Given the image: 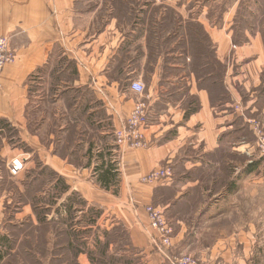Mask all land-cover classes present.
Instances as JSON below:
<instances>
[{
	"label": "crops",
	"instance_id": "0c3cea01",
	"mask_svg": "<svg viewBox=\"0 0 264 264\" xmlns=\"http://www.w3.org/2000/svg\"><path fill=\"white\" fill-rule=\"evenodd\" d=\"M0 35L16 52L0 78V264H46L42 236L24 231L33 206L14 200L39 165L109 211L141 264H168L148 205L172 225L170 254L264 264V156L249 123H264V0H0ZM139 98L150 145L121 151L115 130ZM167 164L171 181L141 182ZM55 235L43 236L52 257Z\"/></svg>",
	"mask_w": 264,
	"mask_h": 264
},
{
	"label": "built area",
	"instance_id": "2783aa9c",
	"mask_svg": "<svg viewBox=\"0 0 264 264\" xmlns=\"http://www.w3.org/2000/svg\"><path fill=\"white\" fill-rule=\"evenodd\" d=\"M16 52L9 46V38L0 35V78L5 67L14 62ZM0 83V90H1ZM130 89L139 96L145 94L146 86L143 82L137 80L131 83ZM147 98L138 99L125 121L115 130V142L121 151L125 149L147 148L150 143L145 136V130L148 126L149 107ZM256 144L259 152L264 156V125L257 119H251L250 122ZM25 158L19 155L8 163V170L11 175L16 176L24 170ZM173 169L167 164L153 169L141 178V182L150 185H158L169 182L173 179ZM146 212L149 216L152 228L156 229L160 236L155 241L158 252L168 264H201L200 260L190 254H170L168 250L172 247V225L167 220L164 213L153 205L146 206Z\"/></svg>",
	"mask_w": 264,
	"mask_h": 264
},
{
	"label": "trees",
	"instance_id": "16d2710c",
	"mask_svg": "<svg viewBox=\"0 0 264 264\" xmlns=\"http://www.w3.org/2000/svg\"><path fill=\"white\" fill-rule=\"evenodd\" d=\"M37 168L38 171L36 175L32 176L30 179H25L23 181L25 191L24 193L20 194L21 200H27L33 206V211L38 220V224H36L35 226L38 227V225L41 224L40 227L44 226L46 228L49 227L50 229L54 227V224L59 223L64 226H69L70 230V223L72 222L71 219L73 215H78L77 213L80 212L84 214V216H79V218H76L78 224H80L79 230H82L80 231L79 236L81 243L80 249H86L87 244V249L91 250V255L93 256V258L95 257L94 253H97L98 251H104L106 252V254L112 255L108 251L109 246L111 243H118L123 241L122 237H126L125 228L122 225H115L110 230L108 228L102 230L99 229L94 233L95 235L93 234L92 240H90L91 238L88 239V236L85 235L86 232L84 230L92 229L96 225H98L101 217V211L103 209L95 205H90L88 201L82 196V194H80V192L72 190L71 186L66 182L65 178L55 171L42 165L37 166ZM75 197L79 199L80 204H83L82 207L75 206ZM85 208L87 211H85ZM85 214H87L90 219H87ZM84 220L90 223H84ZM83 224L89 225L83 227ZM119 226L123 227L124 234H120L121 237L117 241H115L112 238L116 236L115 234L117 233L113 232H115L116 228ZM98 227H100V225H98ZM65 231V233L71 234L68 232V230ZM102 237H104V240H102ZM39 241L40 240H37V242ZM124 241H127V237ZM67 242V245H69L70 247L73 245L70 237ZM82 251L83 250H81L80 252ZM134 262L135 258L133 256H129V259L125 264H133ZM76 264L78 263L76 262Z\"/></svg>",
	"mask_w": 264,
	"mask_h": 264
},
{
	"label": "rangeland",
	"instance_id": "374dc122",
	"mask_svg": "<svg viewBox=\"0 0 264 264\" xmlns=\"http://www.w3.org/2000/svg\"><path fill=\"white\" fill-rule=\"evenodd\" d=\"M257 120L261 121L260 119H257ZM263 125H264V123H263ZM15 182H16V180H14V181L8 180L7 181V187H9L10 189H13V187L16 185ZM20 194H21L20 192H17V194L14 195L15 196L14 200H18V201L21 200ZM74 201H75V206H77V207L83 206V204H80L79 199H77L76 197L74 198ZM85 211H87L86 208H85ZM79 213H77L78 215H76V214L73 215V217L71 219L72 222L70 223V226H71L70 230H69V226H66V225L64 226V225H61L59 223L54 224V227L50 228V229H49V227H47V228L44 226L40 227L41 224L38 225V227L32 226V225L25 227L24 231H29L31 233L34 232V233L42 236L39 239L40 241L37 242V253H38L37 256H38V258H43L42 261H44L46 264H76V258L78 257L80 251L83 250L82 252L88 256V259L90 260V264H125L128 261L129 256L128 255L125 256V252H124L125 247L123 246V244L125 243L124 240L126 239V237H124V236L122 237L123 241L116 243L117 244L116 251H114V253L112 255L106 254V252H104V251H98L97 253H94L95 257L93 258V256L91 255V250L87 249V244H86V249L85 248L80 249L81 243H80L79 236H80V231H82V230H79L80 224H78L76 218H79V216L82 217V216H84V214H82V213L79 214ZM85 216L87 219H90L87 214H85ZM84 221H83L84 223H90L86 220H84ZM112 221H113V219H112L110 212L105 210V209L102 210L100 221H99L100 227H98V225H99L98 224L92 229L84 230L86 232L85 235L88 236L87 237L88 239H90V238L92 239L93 234L95 232H97L99 229H101V230L105 229V228L109 229L110 225L112 224L110 222H112ZM88 225L89 224H83V227L88 226ZM65 230H68V232L71 234L65 233L66 232ZM47 233H53V234H56L55 236H60V237H58L59 238L58 240L53 241V245L58 246L55 250L57 251V253L59 255H55L56 257H52L45 249L44 245L47 243V241L45 240V238L43 236L47 235ZM113 233H117V234H115L116 236H114L112 238L113 240L117 241L121 237V235L124 234V229H123V227L119 226L116 228L115 232H113ZM59 234L64 235V237H62ZM81 234H83V233H81ZM65 235H67V236H65ZM68 235H69L70 240L72 241V244H73L69 249L67 247ZM102 240H104V237H102ZM119 249H120V252H119ZM118 253H121V255ZM51 258H53V259L51 260ZM134 258H135V262L133 264H141L142 261L140 258L139 259H137L136 257H134ZM32 263L42 264L40 261H38V262L36 261V262H32Z\"/></svg>",
	"mask_w": 264,
	"mask_h": 264
}]
</instances>
